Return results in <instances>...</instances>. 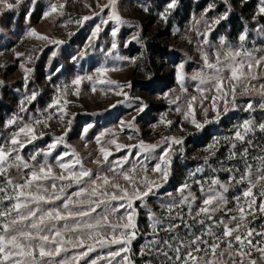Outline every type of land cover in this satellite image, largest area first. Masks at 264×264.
Segmentation results:
<instances>
[{
	"label": "rangeland",
	"instance_id": "rangeland-1",
	"mask_svg": "<svg viewBox=\"0 0 264 264\" xmlns=\"http://www.w3.org/2000/svg\"><path fill=\"white\" fill-rule=\"evenodd\" d=\"M9 2L16 5L11 10L0 5V144L9 147L5 142L21 126L33 124L38 138L28 143L23 134L20 137L26 145L20 155L29 164L47 160L54 175H59L62 170L57 157L67 152L70 155L64 157L65 162L76 159L78 155L84 168L92 170L94 175L107 174L122 187H128V184L119 174L109 171L114 167L113 162L128 155L123 169L132 175L131 169L136 166L135 176L139 180L145 175L140 167V162L144 161L149 178L156 179L162 186L154 188L144 202L134 201L137 235L127 254L134 264H144L150 258L140 255L141 248L151 239L146 236L151 231L149 213L163 215L161 205L171 198H178V189L186 182L197 197L194 207L199 206L204 194L200 185L194 182L197 180L201 181L205 191L212 179L228 185L229 190L224 193L228 201L225 207L233 211L218 210L215 213L217 219L223 218L227 222L230 216L240 215L235 210V197H240L245 219L229 224V227L240 225L239 233H233V236L243 235L247 228L254 229L248 239L257 247L264 248V238L256 235L264 232V213L259 211L260 204L264 202V198L259 196L260 187L253 189L256 202L249 209L251 198L242 195L248 187L247 181L236 183L229 179L231 175L239 178L245 173V162L240 155L245 148L249 150L246 159L253 165V173L260 166L253 157L264 155V131L258 127L264 123V108L260 107L264 103V87H261L264 85V64L252 72L247 67L243 69L244 77L237 82L234 100L231 96L225 100L222 93L214 91L202 94L198 88L208 89L210 85L192 79L197 73L207 76L211 72L205 67V52L210 60L217 49L223 54L228 46L234 49L242 47L254 56L264 55V14L259 13L261 0H176L171 9L167 7L171 0H115L113 7H104L110 4V0H22L18 5L16 0ZM53 4L57 6L55 12L52 11ZM61 4L65 6L60 8ZM113 11L124 22L109 20L103 24L102 21ZM85 16L90 19L82 24L76 23ZM216 20L219 23H215ZM97 25L101 31L93 36ZM33 29L48 39L41 40L31 35ZM114 29L117 30L115 36L112 35ZM245 33L247 38L241 42L239 37ZM221 39L225 45H221ZM113 43L116 48H112ZM102 68L108 69L103 75L99 72ZM25 69L30 71L26 73ZM253 74L256 79H251ZM77 77H84L79 85L72 83ZM101 80L115 83L101 84ZM129 84L130 87L126 86ZM224 87L227 89L228 84ZM32 92L37 96L29 102L26 97ZM214 95L218 97L215 106L212 103ZM192 96L197 100L192 102L193 110L190 112L188 103ZM21 101H24L25 111H21ZM141 102L146 107L137 111ZM249 103L252 104L251 109L247 108ZM49 116L51 118L46 124L34 125V120L44 121ZM193 117L203 127L193 124ZM12 119L17 122L9 125L8 121ZM245 120L252 121V131L247 134L242 127ZM129 123L133 126L128 127ZM238 130L245 135L244 142L234 138ZM58 137H63L64 142H57L55 149L46 156L44 153L48 146ZM165 138H176L182 143H172ZM111 140L126 147L117 149ZM141 141L157 147L143 152L139 147ZM233 143L235 149L232 148ZM133 145L136 147H128ZM169 145V175L163 181L152 168ZM102 148L111 153L107 161ZM233 151L237 155L229 159ZM36 153L40 154L36 161H32L31 156ZM145 156L149 158L146 161ZM198 168L202 171L197 172ZM227 169H232V172ZM28 171L23 167H13L7 175L22 183ZM120 171V168L116 169V173ZM3 179L0 177V183ZM44 183L50 185L51 181ZM64 183L67 192L76 190L75 185L68 186L70 182ZM59 185L57 181V190ZM112 190L109 186V191ZM119 203L112 202L113 206ZM250 210H254V215L247 214ZM123 212L124 209H120L117 215ZM111 219L121 222L115 217ZM195 230L199 231L200 226ZM214 230L217 235L223 232L222 227ZM180 233L184 236L185 230L181 229ZM67 235L75 237L79 234ZM105 235L109 233L105 232ZM231 239L224 238L225 241ZM86 243L95 241L86 240ZM67 247V252L62 251L53 258V264L84 251L83 248ZM120 247L122 245L113 244L101 248L97 244L94 251L79 259L78 264H90L92 260L97 264H108L109 261L118 264L125 253L114 259L110 253ZM238 247L234 242L233 248L228 249L222 242L215 264H240L241 257L236 254ZM221 250L225 252L223 257L219 256ZM241 251L247 253L249 248L246 246ZM250 260L264 264V257L255 249L251 250L250 256L243 257V264H249ZM47 261L45 257L43 264ZM69 264L77 262L69 259Z\"/></svg>",
	"mask_w": 264,
	"mask_h": 264
},
{
	"label": "snow or ice",
	"instance_id": "snow-or-ice-1",
	"mask_svg": "<svg viewBox=\"0 0 264 264\" xmlns=\"http://www.w3.org/2000/svg\"><path fill=\"white\" fill-rule=\"evenodd\" d=\"M21 2L22 0H16L17 5ZM114 3L115 0H110V4L104 7H113ZM175 4L176 0H171V3L167 6L168 9L173 8ZM0 5L9 10L16 6L10 3L9 0H0ZM64 6V4H61L59 7L63 8ZM52 11H57L55 4L52 5ZM259 13L264 14V0H261ZM88 19L90 17L85 16L81 20H77L76 23L82 24L83 21ZM109 20H115L117 23L124 22L115 11L102 23L107 24ZM215 23H219V20H216ZM100 31L101 27L97 25L92 35L96 36ZM116 32L117 30L114 29L112 35L115 36ZM30 34L41 40L48 39V37L37 33L34 29ZM246 38L247 34L245 33L240 35L239 40L243 42ZM204 42L207 43V40ZM57 43H62V41H57ZM225 43L221 39V45H225ZM116 47L117 45L113 43L112 48ZM213 57L210 60L207 52L203 54L205 67L211 70L210 74L205 76L202 72L197 73L192 79L199 80L201 84L210 85L208 89L198 88V91L202 94L205 91L222 93L225 100L229 96L233 100L235 99L237 82L244 77L243 69L245 67L249 72H252L264 64V55L254 56L251 52L244 51L242 47L234 49L228 46L223 50V54L220 49H217ZM181 67L183 66L181 65ZM25 71L27 73L30 70L25 69ZM107 71L106 68L99 70L101 75ZM225 72L228 74L225 75ZM256 78L254 74L251 76V79ZM82 79L84 77H77L72 83L79 85ZM88 79L91 80L92 77L89 76ZM180 79L183 80L182 75ZM99 83L111 84L115 82L101 80ZM225 84H228L227 89L224 87ZM126 86L130 87V84ZM261 87H264V85ZM93 91H95V88H93ZM36 96L37 93L32 92L26 99L31 102L35 100ZM217 98L215 95L212 97L214 106ZM196 100V96L190 98L188 103L190 112L193 110L192 102ZM66 103L67 101H65ZM23 104L24 101H21V111L26 110ZM54 106L50 105V107ZM145 107L146 105L141 102L137 111H143ZM260 107L264 108V103ZM247 108L251 109L252 104L249 103ZM177 111H179V108H177ZM50 118L49 116L44 121L36 119L34 125L46 124L47 119ZM16 122V119H12L8 121V124L12 125ZM168 123L171 124V121ZM192 123L196 124L198 128L203 127L202 124L196 122L194 117ZM251 124L252 121L250 120L243 122L242 127L245 134L252 131ZM127 126L132 127L133 125L129 123ZM258 127L261 131H264V123H260ZM86 131L87 129H85ZM21 134L28 143L38 138L33 124H24L5 142L10 145L9 147L6 148L4 144H0V177L4 178L0 183V264H43L45 257L48 258L47 264H53L54 257L59 256L62 251L67 252L69 250L67 246L83 248L84 251L70 258L66 257L55 261V264H69V259L76 261L78 264L79 259L94 251L97 244L101 248L113 244L122 245L116 251L111 252L110 256L114 259L121 256V253H125L124 256H121L118 264H125V262L126 264H134V261L130 260L127 255L130 251L129 246L137 235L134 220V201L144 202L145 198L153 193L154 188L158 189L162 186L157 183L156 179L149 178L147 175L148 168L144 161L140 162V167L145 175L141 176L139 180L135 176L136 166L131 169L132 175L129 174L128 170L123 169V164L128 161V155L114 161V167L109 168V171L119 174L128 184V187H122L119 183L113 182L107 174L94 175L92 170L84 168L78 155L76 159L65 162L64 157L70 155L67 152L57 157V163L62 170V174L54 175L52 165L47 160L43 163L29 164L28 161L23 159L20 151L26 145L20 140ZM64 135L66 136L67 132ZM234 138L240 142L245 141V135H242L239 130L235 132ZM169 139L172 143H182L181 140L176 138H165L166 141ZM97 140L99 141V137H97ZM57 142L63 143V137H58L56 142L48 146V151L44 153L46 156L50 155L51 151L55 149ZM110 143L115 144L117 149L126 147L117 144L115 140H111ZM248 144H252L251 140L248 141ZM139 147L143 152H147L149 149H155L157 145H145L141 141ZM170 147L171 145H169V148L164 149L159 161L152 168L153 172L159 173V179L163 181H166L169 175L170 158H168V152ZM235 147L236 145L233 143L232 148L235 149ZM101 152L104 160L107 161L111 153L103 148ZM39 154H33L31 160L36 161ZM248 154V148H245L240 154L245 162V173L239 178L231 175L229 179L230 181L235 180L236 183L247 181L248 187L242 195L251 198L248 202V207L251 209L256 202L253 189L259 186V196L264 198V183H261L264 182V155L253 157L260 164L256 169V173H253V165L248 163L246 159ZM72 155H75V153L73 152ZM236 155V152H231L229 159L235 158ZM148 159L147 156L144 157L145 161ZM205 163H207V160ZM162 164L164 167H162ZM77 165H79V168H77ZM13 167H23L30 170L23 177L22 183L15 182L7 175L8 170ZM117 168L121 169L119 173H116ZM227 170L230 173L232 172V169ZM196 171L199 172L202 169L198 168ZM236 171H239V169H236ZM46 181H51L50 185H45L44 182ZM57 181L60 182L59 190H57ZM66 181L70 182L68 186L75 185L76 190L67 192L64 183ZM194 182L200 185V191L204 194L199 206L194 207L197 197L191 192V185L186 182L178 189L180 193L178 198H171L169 202L161 205L164 210L163 215L149 213L151 231L146 236H150L151 239H148L141 248L140 255L150 258L146 259L144 264H154V262L155 264H215L217 250L222 242L226 244L228 249L233 248L234 242L238 243L239 247L236 254L241 257L240 264H243L245 255H251L252 249L260 252L261 256L264 257V248L257 247L251 239H248L253 235L254 229L247 228L243 235L236 234L233 236V233H239L240 225L237 223L235 227H229L232 221L245 219V209L240 204V197H235V210L240 215H232L226 222L223 218L217 219L215 213L218 210L233 211V209L225 207L228 201L224 193L228 192V185L222 183L219 179H212L205 191L201 181ZM34 184L35 190H33ZM109 186L113 189L112 191H109ZM169 195L171 196V194ZM113 201H120L121 203L113 206ZM45 205L47 207H44ZM98 209L99 211H97ZM120 209H124V212L117 215ZM259 211L264 213V202L260 204ZM247 214L254 215V210H250ZM112 217L121 222H113ZM197 226H200L199 231L195 230ZM217 227L223 228L221 235H217L214 230ZM181 229L185 230L184 236H181ZM105 232L109 235H105ZM70 233H78L79 235L75 237L67 235ZM161 233H164V235L162 236ZM256 235L264 238V232H257ZM226 237H232V239L225 241L224 238ZM86 240L95 241V243L87 244ZM246 246L249 248L247 253L241 251ZM224 255L225 252L221 250L219 256L223 257ZM229 257H231V253H229ZM90 264H97V261L92 260ZM108 264H111V261ZM249 264H256V262L250 260Z\"/></svg>",
	"mask_w": 264,
	"mask_h": 264
}]
</instances>
